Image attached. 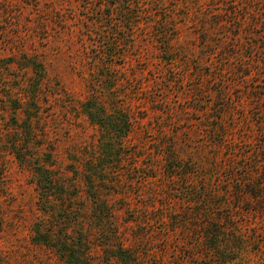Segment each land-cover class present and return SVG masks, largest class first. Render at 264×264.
Segmentation results:
<instances>
[{
  "label": "rangeland",
  "instance_id": "374dc122",
  "mask_svg": "<svg viewBox=\"0 0 264 264\" xmlns=\"http://www.w3.org/2000/svg\"><path fill=\"white\" fill-rule=\"evenodd\" d=\"M162 2L144 10L131 47L111 20L98 37L118 32L108 67L94 62L97 14L83 0H0V264H83L82 241L92 264H264L262 18L235 38L243 0ZM217 29L226 41L207 32ZM90 100L126 111L128 136L108 140ZM105 139L100 221L86 175ZM35 165L66 183L58 222L38 202ZM214 223L227 240L219 257ZM49 234L58 247L42 242Z\"/></svg>",
  "mask_w": 264,
  "mask_h": 264
},
{
  "label": "trees",
  "instance_id": "16d2710c",
  "mask_svg": "<svg viewBox=\"0 0 264 264\" xmlns=\"http://www.w3.org/2000/svg\"><path fill=\"white\" fill-rule=\"evenodd\" d=\"M85 2L84 7L91 11L92 13H96L97 17L94 19H91V24L94 26V30H96L97 34H95V39L91 37V40L95 41L96 46L100 45L103 50H98V54L96 58L94 59V62L99 64L102 62V64L111 67L114 63L115 58L119 57L117 51L113 52L112 46L115 48V45L118 41V32H116V37L114 38V41H105L106 39L100 40L99 38L107 37V34H104L105 28L114 29V23L111 21L115 17L117 18L118 29H124L122 31L129 30V41L128 44L130 47L133 46L134 43V34L135 29H137L139 22L143 17L149 14L146 8H149L152 5H158L163 3L162 0H83ZM107 7V9H105ZM243 9H245L244 15L241 16V25L238 26L237 34H235V38L241 36V32L243 30V22L247 23L250 22V20H247L248 17H254L256 21H260L262 18V22L260 23L263 27L262 33L264 34V0H243ZM248 8V9H247ZM105 9V11H104ZM119 16V17H118ZM101 17V18H100ZM112 22V23H111ZM92 25H89L87 28L88 32L91 31L93 34ZM101 29V30H99ZM161 34H169V31L165 32V29L160 31ZM207 32H211L214 35L219 36V40L222 39V41H226L225 37L229 36L228 33L225 31L224 33H219V29L216 31L213 30H207ZM120 33V32H119ZM209 34V33H206ZM205 33L202 34V40L203 43H208L212 41H216L211 39L210 37H207ZM117 40V41H116ZM119 42V41H118ZM171 42V39L167 40L166 43L169 45ZM213 44V43H212ZM122 54V53H119ZM117 56V57H116ZM99 102H95L94 100H90L88 103L85 104V110L87 112V116L89 117L90 121L92 123H95L99 125L104 132L106 133L108 140L116 141L122 137L128 136L130 133L132 127H133V120L130 115L126 111H122L121 109H113L112 111H108L105 109L103 105L97 104ZM264 127V122L260 123ZM109 141L106 142V139L104 141L100 142V146H102V157L101 153L98 151L96 153V156H98L96 160L97 162L96 167L95 165L90 167V170H88V175H86V181L88 182L90 188L88 189V193L90 195V199L92 202H94L95 206L98 208L96 211L97 215L100 219V221L105 220L106 218H109L108 213V207L105 203L100 202V196L97 192L101 191L102 187H96L97 185L95 183H102L105 181H108L107 179L102 177V172L105 170L103 168L109 167L107 163H103L102 158H105L109 151L112 150V145H109ZM111 144V143H110ZM123 146V145H122ZM121 147V146H120ZM21 162V164L25 165L26 159L25 154H22L21 150L17 149L14 151ZM169 152H171L169 150ZM167 160L173 161L174 156L171 155V157H168ZM102 161V163H101ZM102 164V165H101ZM32 166V165H31ZM49 166H54L50 163ZM103 167V168H102ZM173 169L181 168L178 165L173 166ZM35 172H36V186L38 189V195H39V203L42 209L47 210L50 214H52L55 217V221L58 222L60 216L58 217V214L56 213L54 209L55 203H58L59 200H63V195L65 193L66 183L62 180L61 176L57 173H54V171L51 170V168H46L44 166L35 165ZM53 168V167H52ZM243 185V184H242ZM246 186L249 189L251 186H253V182L248 181L246 182ZM260 188L264 187V179L262 177V183L260 185ZM252 190V189H251ZM249 192V191H248ZM258 192V191H256ZM256 195V194H255ZM104 202V201H103ZM222 228L219 224L214 223L212 226L207 230V236L208 239L210 237V243L208 247L211 249L213 253H215V256L221 253L220 249L226 245L227 240L224 241L223 234L221 232ZM210 233V234H209ZM211 235V236H209ZM50 237L45 236L42 242L51 244L53 246L58 247L59 241L57 239L59 238V235H51ZM84 240V237H83ZM70 241H72L70 239ZM86 248V245L84 241L80 244V256H81V262L83 264H92L90 261L86 258H89V254H86L84 257V250ZM61 250L65 252V255L68 257V261L72 262L71 257H73V247H70L68 245V242L63 243ZM77 254V252H75ZM64 255V256H65ZM78 255V254H77ZM219 263H222L219 261ZM225 263V262H223ZM222 263V264H223Z\"/></svg>",
  "mask_w": 264,
  "mask_h": 264
}]
</instances>
